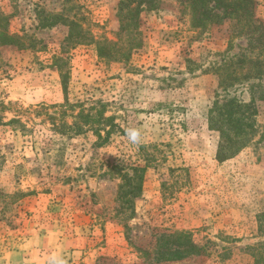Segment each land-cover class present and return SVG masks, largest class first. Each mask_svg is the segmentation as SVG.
Wrapping results in <instances>:
<instances>
[{"label": "rangeland", "instance_id": "374dc122", "mask_svg": "<svg viewBox=\"0 0 264 264\" xmlns=\"http://www.w3.org/2000/svg\"><path fill=\"white\" fill-rule=\"evenodd\" d=\"M119 1L0 0V31L22 42L0 37V264H264V76L220 84L231 58L264 55V1L251 35L229 12L193 25L183 0L142 4L122 30ZM59 13L85 43L39 25ZM222 99L256 113L247 144L218 161L209 111ZM99 111L113 127L97 146L84 115ZM132 166L141 190L124 194ZM175 231L201 254L154 262L158 235Z\"/></svg>", "mask_w": 264, "mask_h": 264}, {"label": "trees", "instance_id": "16d2710c", "mask_svg": "<svg viewBox=\"0 0 264 264\" xmlns=\"http://www.w3.org/2000/svg\"><path fill=\"white\" fill-rule=\"evenodd\" d=\"M67 1V0H64ZM136 1L134 8L130 6ZM187 3L190 9V16L194 20L193 25L204 27L208 22H213L222 19L226 13L232 14L237 22V35H244L249 33H258L260 28V21L255 16L256 1L255 0H183ZM264 1V0H263ZM144 4L147 8H154L157 6V0H120L118 6V18L120 19V29H133L137 24L138 12L141 5ZM126 8V11L124 10ZM221 10V11H220ZM125 11V13H124ZM1 19V17H0ZM126 21V22H125ZM61 23L67 27V35L65 41L69 44L78 45L85 43L84 33L79 24L70 18H66L63 14H49L44 16L43 20L39 22L41 27L50 26ZM5 39L6 44L21 45L22 42L17 36L7 35L0 31V37ZM261 35H259V38ZM101 43L98 46V56L101 59L111 57V54L104 52L101 48ZM111 59V58H110ZM229 72L220 74L221 85H233L240 80H250L264 76V55L249 57L239 55L234 59L231 58L229 62H225ZM224 69V68H223ZM226 87V86H224ZM253 100L248 104L241 103L233 99L216 100L209 111L210 128L219 131L220 141L216 152L218 161H224L233 157L242 147H244L249 138L246 136L248 129H252L251 116L256 111L251 108ZM82 116L81 112L78 113ZM102 112L87 113L84 115V124L89 125L97 135L98 140L96 145H101L110 133L113 127L112 119L102 118ZM77 125V124H76ZM109 125V129L106 127ZM80 126H77V131ZM106 130L105 137L101 138L100 131ZM132 174L135 175V186L131 184V175L125 173L122 179L126 186H131V189H123L124 194L138 193L141 190L142 173L144 168L141 166H132ZM133 179V180H134ZM120 187H124L123 184ZM128 204L130 201L125 199ZM156 241L157 250L153 258L154 262L159 261H176L191 255H200L202 248L194 243L188 232H161Z\"/></svg>", "mask_w": 264, "mask_h": 264}, {"label": "clouds", "instance_id": "9594fccd", "mask_svg": "<svg viewBox=\"0 0 264 264\" xmlns=\"http://www.w3.org/2000/svg\"><path fill=\"white\" fill-rule=\"evenodd\" d=\"M126 134H127V138L129 140V142L132 145L139 147V145L142 142L141 133H140L139 129L129 128L126 131ZM48 264H64V260L58 256H53V257L49 258Z\"/></svg>", "mask_w": 264, "mask_h": 264}]
</instances>
